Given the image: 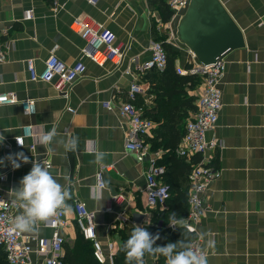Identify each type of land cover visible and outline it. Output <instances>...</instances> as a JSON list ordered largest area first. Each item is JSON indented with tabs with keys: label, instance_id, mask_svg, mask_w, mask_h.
<instances>
[{
	"label": "crops",
	"instance_id": "obj_1",
	"mask_svg": "<svg viewBox=\"0 0 264 264\" xmlns=\"http://www.w3.org/2000/svg\"><path fill=\"white\" fill-rule=\"evenodd\" d=\"M93 1L0 0V40L6 58L0 63V94H12L18 102L34 101L31 115L23 114L19 104L0 106V194L15 202L14 216L26 220L23 234L41 238H48L51 231L42 221L31 220L35 208L47 196L62 197L68 208L67 226L60 232L62 253L65 246H74L71 201L78 200L93 215L95 241L105 257L102 264H112L107 255L116 252L124 236H144L145 229L159 228L167 218L163 209L145 205L148 159L154 157L158 164L164 154L147 142L156 125L143 138L150 154L137 162L124 150L128 126L116 111L133 80L144 91L134 104L143 113L154 109L155 84L149 85L137 71L148 58L151 41L160 38L170 46L178 54L176 73L185 70L189 52L176 39V27L188 3L175 12L169 9V19L162 22L158 0ZM217 1L240 31L243 47L223 58L221 109L206 134L207 141L217 144L213 156L218 178L204 194L205 211L196 234L206 253L205 264H264V0ZM26 10H31L32 18L24 21ZM80 20L113 35L123 52L118 67L108 63L98 67L81 56L88 38L70 29ZM51 55L61 64L81 61L85 67L66 99L56 80L28 81L25 62L31 60L40 71ZM200 86L199 82L187 95L196 99ZM26 126L35 137L23 139L17 147L13 139ZM41 132L48 134L44 143L38 138ZM43 160L51 167L48 172ZM99 166L106 169L103 188L94 178ZM86 242L91 249V242ZM28 264L43 261L31 253Z\"/></svg>",
	"mask_w": 264,
	"mask_h": 264
},
{
	"label": "built area",
	"instance_id": "obj_2",
	"mask_svg": "<svg viewBox=\"0 0 264 264\" xmlns=\"http://www.w3.org/2000/svg\"><path fill=\"white\" fill-rule=\"evenodd\" d=\"M94 4L93 0H86ZM189 0H167L166 5L171 11H177L186 6ZM32 18L31 10H26L22 14V20ZM70 29L80 35L86 36L88 41L81 50V56L89 60L92 64L102 67L105 64H111L115 68L119 66L123 57V52L119 46L114 44L113 35L102 26L89 23L87 20L73 22ZM148 58L137 67L139 74H145L150 70L162 71L165 67V53L161 43L151 41L148 48ZM193 61L187 70H177L178 75H195L201 81V88L195 99V112L185 122L183 136L174 150L176 158H184L189 162L191 157L197 156L194 164H191L190 172L187 176L188 195L187 212L184 217L173 219L167 222L165 228L169 232L177 229H183L191 235L186 247L187 264H205L206 253L200 246L199 237L196 234V227L203 217L204 194L211 182L218 178L217 168L214 166L215 142H209L206 134L214 127L218 112L221 109V94L219 82L222 78L225 64L223 60L216 61L209 65H201L194 61V57L189 53ZM5 44L0 40V63L5 61ZM25 70L29 82L49 83L56 80L61 97L66 99L74 82L82 78L85 67L81 61L70 65L61 64L53 55L49 56L43 63L42 69L36 71L33 62H25ZM124 75H129L124 71ZM136 79V78H135ZM143 88L132 81L126 92V100L117 107V116L123 119L127 126V135L124 140V150L131 152L137 162H142L143 158L150 154L143 138L146 137L153 124L143 116L142 107L134 104L137 96L143 93ZM19 104L21 111L25 115H31L34 112V101L23 100L18 102L12 94H0V106ZM106 109H110L108 103L103 104ZM73 113L72 110H66ZM35 132L30 126L21 128L19 136L13 139L17 147L22 146L25 138L35 137ZM38 138L42 143L48 138V134L41 132ZM29 150L34 149L31 144ZM44 170H51L46 160L41 161ZM106 169L99 166L95 172L94 178L96 186L103 188V173ZM164 167L156 163L154 157L148 159V169L144 174V195L145 205L148 208H165V202L169 198L168 186L163 181ZM3 177L0 176V181ZM72 211L74 213V223L78 228L82 238L91 242L93 248V257L98 264L104 262L99 245L95 241L93 215L86 210L84 205L76 199L71 201ZM15 202L11 198H5L0 194V250L4 254V264H28L29 255L35 254L41 258L43 264H63L62 244L63 238L60 232L67 226L64 219V212L67 203L60 196H47L34 210L31 220H40L43 226L51 231L48 238L30 236L23 234V227L26 222L21 217L13 214ZM121 220H124L120 217ZM134 245L140 241L143 254L137 264H146L147 260L153 263L150 256L151 243L144 238L143 234H138L133 239ZM133 245V246H134ZM110 249V248H109ZM112 252L109 251L107 259L111 260ZM168 264H176L174 259H170Z\"/></svg>",
	"mask_w": 264,
	"mask_h": 264
},
{
	"label": "trees",
	"instance_id": "obj_3",
	"mask_svg": "<svg viewBox=\"0 0 264 264\" xmlns=\"http://www.w3.org/2000/svg\"><path fill=\"white\" fill-rule=\"evenodd\" d=\"M157 5L162 22H166L170 17L166 1L164 3L158 0ZM155 41L160 42L161 39ZM160 43L165 53V67L162 71L150 70L144 74L145 81L149 85L155 84L157 92L155 91L154 94V109L148 113L144 111L143 116L156 125L152 138L147 142L151 148L160 147L164 151L163 161L158 164L165 170L163 181L168 186L169 198L161 212L167 214L166 220L159 228L145 229L144 238L151 243L150 256L153 258V264H168L171 258L176 264H187L185 252L191 235L183 229L169 232L165 225L169 220L184 217L187 212V176L197 156L191 157L189 162H186L184 158H176L174 150L183 136L185 122L196 110L195 98L187 93L199 84L200 79L195 75H178L174 67L178 54L170 46ZM188 67L184 66V69L187 70ZM75 229L73 248L67 246L63 248V264H98L93 257L92 246L90 249L87 240L82 238L76 226ZM132 242L133 233L124 236L112 256V264H137L143 250L140 241L134 246ZM4 261V254L0 250V264H4Z\"/></svg>",
	"mask_w": 264,
	"mask_h": 264
},
{
	"label": "water",
	"instance_id": "obj_4",
	"mask_svg": "<svg viewBox=\"0 0 264 264\" xmlns=\"http://www.w3.org/2000/svg\"><path fill=\"white\" fill-rule=\"evenodd\" d=\"M176 39L201 65L223 60L228 52L243 47L240 31L217 0H189Z\"/></svg>",
	"mask_w": 264,
	"mask_h": 264
},
{
	"label": "rangeland",
	"instance_id": "obj_5",
	"mask_svg": "<svg viewBox=\"0 0 264 264\" xmlns=\"http://www.w3.org/2000/svg\"><path fill=\"white\" fill-rule=\"evenodd\" d=\"M156 42H158V41H156ZM181 50H182V52L185 51L184 49H181ZM186 62H187V63H184V65L186 64L185 66H189V67H190L191 64H192V62L190 61V56H189V55H188V58H187ZM184 65H183V66H184ZM183 66H182V67H183ZM189 67H188V68H189ZM200 84H201V81H200Z\"/></svg>",
	"mask_w": 264,
	"mask_h": 264
}]
</instances>
